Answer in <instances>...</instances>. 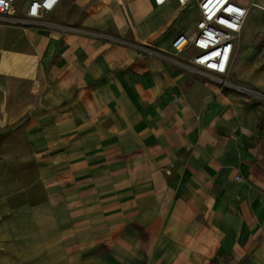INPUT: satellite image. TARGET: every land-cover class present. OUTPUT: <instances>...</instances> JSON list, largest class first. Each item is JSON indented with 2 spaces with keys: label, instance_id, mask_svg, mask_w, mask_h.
<instances>
[{
  "label": "crops",
  "instance_id": "crops-1",
  "mask_svg": "<svg viewBox=\"0 0 264 264\" xmlns=\"http://www.w3.org/2000/svg\"><path fill=\"white\" fill-rule=\"evenodd\" d=\"M250 9L229 77L264 88V11ZM198 17L195 0H62L49 15L160 50ZM0 73L15 124L0 143V264H264V102L51 28L1 26Z\"/></svg>",
  "mask_w": 264,
  "mask_h": 264
},
{
  "label": "built area",
  "instance_id": "built-area-1",
  "mask_svg": "<svg viewBox=\"0 0 264 264\" xmlns=\"http://www.w3.org/2000/svg\"><path fill=\"white\" fill-rule=\"evenodd\" d=\"M62 0H0V27L22 26L31 28H51L65 34H79L93 40L131 46L142 53L174 62L183 69L207 79L216 81L222 87L246 90L229 80L230 66L236 49V41L242 33L250 8L264 6L252 2L249 6L236 0H195L198 19L193 29L179 33L171 43L170 50H160L147 43L128 39L78 25L62 23L49 18L50 13ZM167 0H153L163 5ZM186 6L191 0H177ZM191 51L186 57L183 55ZM260 94V93H259ZM264 97V94H260ZM241 180L240 174L235 177Z\"/></svg>",
  "mask_w": 264,
  "mask_h": 264
},
{
  "label": "rangeland",
  "instance_id": "rangeland-1",
  "mask_svg": "<svg viewBox=\"0 0 264 264\" xmlns=\"http://www.w3.org/2000/svg\"><path fill=\"white\" fill-rule=\"evenodd\" d=\"M247 18H246V20H247ZM245 23H246V21H245ZM3 31H4V33H8L9 34L11 40H16L17 36L19 34L17 29L16 28H12V27L5 28ZM254 46L258 49L259 52L263 53L262 64H260V66H258V70H260V71L262 70L263 71L264 70V31L262 32V29H261V32H259L258 35H257V39L255 40ZM186 71H189V70H186ZM195 75H197V74H195ZM197 76H199V75H197ZM199 77L204 78V79L209 80V81H212L214 83H217L216 81L207 79L205 77H202V76H199ZM229 80L232 83L238 84V85H240V86H242L244 88H247L246 90H249V91L251 90L253 92H251V93L250 92H244V91H241V90L233 88V87H224V86L222 87L219 83H217V84L220 87L224 88V89H231L233 92L237 93L238 95L245 96L246 98L251 99L253 101L264 102V97H261V95H260V94H264V88H258L257 86H255L253 84H249V83H243V82L238 83V82L232 80L230 77H229ZM3 89H4L3 85L0 84V143L4 142V140L6 139L7 136H9L13 132H15V124H10V125L8 124V126H7L5 115H4V113H2V110H1L2 109V107H1L2 106L1 99H2V96L4 95L3 94L4 93Z\"/></svg>",
  "mask_w": 264,
  "mask_h": 264
},
{
  "label": "trees",
  "instance_id": "trees-1",
  "mask_svg": "<svg viewBox=\"0 0 264 264\" xmlns=\"http://www.w3.org/2000/svg\"><path fill=\"white\" fill-rule=\"evenodd\" d=\"M263 124H264V114H263V116L261 118L260 127L263 126Z\"/></svg>",
  "mask_w": 264,
  "mask_h": 264
}]
</instances>
